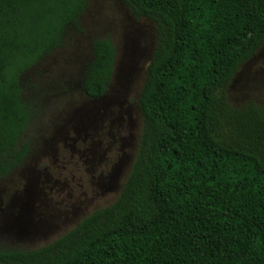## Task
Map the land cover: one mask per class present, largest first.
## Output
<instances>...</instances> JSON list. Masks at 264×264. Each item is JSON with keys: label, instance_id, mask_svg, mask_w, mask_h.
<instances>
[{"label": "trees", "instance_id": "16d2710c", "mask_svg": "<svg viewBox=\"0 0 264 264\" xmlns=\"http://www.w3.org/2000/svg\"><path fill=\"white\" fill-rule=\"evenodd\" d=\"M155 25L138 105L143 127L115 203L0 264H264V108L228 88L264 46V0H122ZM88 0H0V180L31 152L22 76L82 31ZM85 94L106 96L117 48L93 42Z\"/></svg>", "mask_w": 264, "mask_h": 264}, {"label": "rangeland", "instance_id": "374dc122", "mask_svg": "<svg viewBox=\"0 0 264 264\" xmlns=\"http://www.w3.org/2000/svg\"><path fill=\"white\" fill-rule=\"evenodd\" d=\"M82 31L21 78L23 99L37 122L25 134L31 152L0 180V249L36 250L63 237L97 210L117 201L142 134L138 100L156 43L155 25L137 21L122 0H88ZM117 48L106 96L84 92L93 42ZM232 107L264 108V46L228 88Z\"/></svg>", "mask_w": 264, "mask_h": 264}]
</instances>
